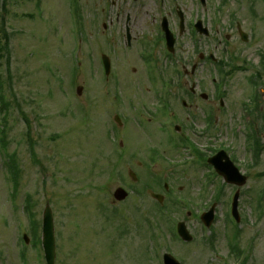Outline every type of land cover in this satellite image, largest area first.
<instances>
[{
  "label": "rangeland",
  "instance_id": "374dc122",
  "mask_svg": "<svg viewBox=\"0 0 264 264\" xmlns=\"http://www.w3.org/2000/svg\"><path fill=\"white\" fill-rule=\"evenodd\" d=\"M207 3L190 13L205 20L210 38H203V43L187 34L172 63L159 60L157 74L160 78L159 73L168 70L173 82L171 111L177 115L173 126H183V135L206 157L227 151L248 177L239 189L240 234L235 242L245 253L244 264H264V0ZM5 9L0 0V18L11 38L10 62L0 61V264H46L42 245L32 243L27 203L41 225L45 207H52L56 264H160L158 246L182 264H237L228 253L227 237L236 228H231L227 213L238 188L211 176L200 157L192 163L186 149L179 151L189 144L181 137L174 136V151L164 142L167 136L161 135L159 120L141 109L149 106L155 112L157 107V91L143 68L138 67L135 75L134 64L114 60V72H127L113 81L112 76L105 78L99 57L90 61L93 56L79 55L76 62L68 0H6ZM238 25L249 36L247 43L242 42ZM85 43L84 54L90 50ZM197 45L215 54L230 74L222 77L214 64L207 63L198 75L185 76V59L188 55L197 59L192 54ZM112 82L115 89L110 92ZM192 83L212 97L211 102L188 98ZM159 86L160 79L158 92ZM78 87L83 88L82 96L77 95ZM120 90L133 106L120 108ZM220 98L225 104L221 110ZM183 101L197 103L184 108ZM116 115L125 123L122 128L114 123ZM250 127L256 132V151ZM153 147L162 150L159 158L152 155ZM181 160L184 165L172 166ZM130 171L138 182L131 180ZM119 187L130 194L124 202L113 197ZM149 190L165 196L163 206L167 203L173 209L171 204L180 201L181 209L162 211ZM215 203L216 220L208 233L214 243L208 245L199 213ZM181 221L194 236L192 244L174 239L176 222Z\"/></svg>",
  "mask_w": 264,
  "mask_h": 264
},
{
  "label": "flooded vegetation",
  "instance_id": "af4514ba",
  "mask_svg": "<svg viewBox=\"0 0 264 264\" xmlns=\"http://www.w3.org/2000/svg\"><path fill=\"white\" fill-rule=\"evenodd\" d=\"M198 2V0H74L73 5L77 13L84 16L89 34L98 36V44L103 45L101 49L107 52L111 60H117L124 55L132 58L131 60L137 63L136 66H139V60H145L143 54L150 56L149 51H156L157 46L163 47L164 44L165 52V39L159 33L160 23L167 24L173 32L175 28L180 33L183 21L186 31H194V21L192 25L189 24V12ZM202 6L205 7L204 4ZM186 53L190 54L189 51ZM103 54L104 52L101 56ZM192 54L197 55L199 59L192 62L187 58V66L191 69L197 66L200 71L207 61L203 60V53L196 52L194 47ZM134 71L137 70L134 68ZM191 94L196 95V92L191 90Z\"/></svg>",
  "mask_w": 264,
  "mask_h": 264
},
{
  "label": "water",
  "instance_id": "95a60500",
  "mask_svg": "<svg viewBox=\"0 0 264 264\" xmlns=\"http://www.w3.org/2000/svg\"><path fill=\"white\" fill-rule=\"evenodd\" d=\"M242 37L245 41H247L248 38L245 34L242 33ZM79 92L81 93V90ZM223 159L226 160V162L223 163L222 161ZM210 162L218 167L220 174L224 175L227 181L236 183L238 185H244L246 183V178L239 175L237 169H235V167L229 161L225 153H221L218 157L210 160ZM127 196L128 194L122 189L117 190V192L115 193V197L118 200H125ZM156 197L160 200L162 199L158 196ZM212 213L213 211L205 215L203 219L207 223V225H209L213 219ZM180 233L185 239L190 240L183 225L180 226ZM43 248H44L45 259L47 264H55L56 261L55 227H54L52 210L49 206L46 208L43 218ZM167 264H178V263L172 258L167 257Z\"/></svg>",
  "mask_w": 264,
  "mask_h": 264
},
{
  "label": "trees",
  "instance_id": "16d2710c",
  "mask_svg": "<svg viewBox=\"0 0 264 264\" xmlns=\"http://www.w3.org/2000/svg\"><path fill=\"white\" fill-rule=\"evenodd\" d=\"M3 29V28H2ZM3 34H5V32L3 31ZM1 44H2V36L0 35V61L3 57V50L1 48ZM0 89L2 90V85L0 84ZM30 218H31V221H32V233H33V236L36 240L39 239V236H38V224L36 222V219H35V216H34V213L31 211V214H30Z\"/></svg>",
  "mask_w": 264,
  "mask_h": 264
}]
</instances>
